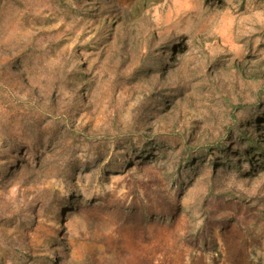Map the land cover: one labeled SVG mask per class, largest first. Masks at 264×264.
<instances>
[{
  "label": "rangeland",
  "instance_id": "374dc122",
  "mask_svg": "<svg viewBox=\"0 0 264 264\" xmlns=\"http://www.w3.org/2000/svg\"><path fill=\"white\" fill-rule=\"evenodd\" d=\"M0 264H264V0H0Z\"/></svg>",
  "mask_w": 264,
  "mask_h": 264
},
{
  "label": "trees",
  "instance_id": "16d2710c",
  "mask_svg": "<svg viewBox=\"0 0 264 264\" xmlns=\"http://www.w3.org/2000/svg\"><path fill=\"white\" fill-rule=\"evenodd\" d=\"M263 150V149H262Z\"/></svg>",
  "mask_w": 264,
  "mask_h": 264
}]
</instances>
